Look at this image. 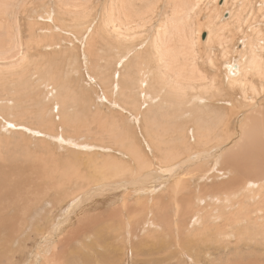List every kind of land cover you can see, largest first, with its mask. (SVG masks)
Here are the masks:
<instances>
[{
  "label": "rangeland",
  "instance_id": "374dc122",
  "mask_svg": "<svg viewBox=\"0 0 264 264\" xmlns=\"http://www.w3.org/2000/svg\"><path fill=\"white\" fill-rule=\"evenodd\" d=\"M134 1H132V4L130 3V6L129 4L125 5V0H123V4L121 0L119 2L118 0H0V9H2L0 10V44L6 50V53L0 54V126L2 131L6 128L10 133V135L7 134V138H3L6 141L0 148L2 155H0V264H52L53 261V263L60 264V261L63 262V260L66 264H85L86 261V258L82 261L77 259L80 256L79 253L86 252L85 249H80L86 243V238L82 235L84 232L80 230L81 224L79 227L77 217L65 212L71 202L61 204L58 199L48 196L49 193H53V190L49 188L48 192L36 183L37 173L34 165L40 167V162L48 159L47 151L49 148H55L57 151L58 148L54 140L58 137L57 133L61 132V128H55L56 135L50 134L49 137L52 139H47L45 136L40 137L31 131L13 130L9 125L18 122L14 119H22L18 117V111H15V108L21 106V103L16 102L15 105H12V103L19 92L24 93L22 88H25L28 83L37 81L36 66L42 76H45L51 68L59 66L61 76L53 75L57 82L59 77L65 79V87L60 88L57 83L54 86L50 82L48 84L50 90L53 88L57 95L61 97L66 95L67 91L73 90L84 96L90 102L92 112L96 114L95 120L98 122L92 123L91 127L93 129L96 128L103 116H105L110 122L118 125L121 131L135 138L144 154L149 160L154 162L153 167L155 166V169H158V166L162 164L160 163L159 155L154 153L151 145L154 134L148 131L151 126L146 121L154 113L147 112L148 107L145 105L141 107L140 114L133 113L130 107L139 98L136 91L137 94H131L129 104L125 105V72L128 61L134 60L135 57L150 58V63H154L155 61L153 60L156 55L162 59L163 57L166 58L167 55L168 59H172L171 55L181 56L184 47H193L195 54L199 53L197 58L190 57L187 60V58L181 57V62L184 63L183 66L176 63L172 69L164 68L163 73L158 75L157 71H159V68L157 67L159 64L155 63V69L153 70L160 78L157 79V75L150 77L151 91L160 85L161 79H167L168 81L172 79L171 82L179 79L183 87L172 85V88H179V91L181 90L184 93L186 99H191L198 88H200L198 89L200 92L204 89L203 83L206 86L211 79H213V82H217L214 75L219 73L217 78L221 76L220 82L225 88L222 87L221 91L219 90L221 93H214L213 100L215 101L214 97L216 98L215 107L208 106L207 108H202V110L206 113L214 109L218 116L221 115V112L223 115L228 116L229 122L231 121L229 126L222 125L217 127L219 131L217 134L221 135V137H225L224 130L232 133L238 131L241 126L244 127L242 125L243 121L245 122L244 116L250 110L258 109L255 111L257 112L256 114L259 117L260 114L264 115V78L256 75L253 68L249 65V68H247L248 58L245 59V70L239 76L238 79L240 81L236 82L237 85L234 83V85L228 86V83L222 78L225 75L221 74L222 60L235 54V51L238 50L237 46H239L244 37L258 46V50L255 48L257 51L255 53L258 58L264 59V48L260 47L263 45V41L257 36L258 34L264 36V0H199L194 9L187 12L189 21L178 18L180 16L179 7L181 0ZM224 4H227L228 8L231 7L230 9H233L234 15L240 12L241 20L243 21L238 29V24L231 19L229 29L224 31L225 41L223 48L226 51V55L222 56V47H220L219 51H216L214 49L217 43L215 42L212 46V43L207 40L209 35L208 24L212 25L215 23L218 26L222 20L228 19V17L225 18L227 12L222 13ZM216 8L223 9L218 14L215 10ZM50 9H53L52 17L55 18L52 25L51 19L47 17V12ZM125 12H127L126 15ZM61 16H65L68 23L77 20L88 21L92 24V27L90 26L91 29L82 34V32H79V28L60 24L61 21H58V18ZM43 17H45V20H43ZM247 18L250 19L248 20ZM255 23L258 24L256 25ZM162 27L163 29L165 28V33L161 29ZM42 28L44 31L46 30L45 32L52 34V36H49L52 41L46 40L47 37L42 36ZM50 42H53V46H49ZM118 42L124 45L120 50L113 48V45ZM37 44H41L42 47L36 46ZM209 47H214L210 49L215 51L211 53L216 60L215 68L213 66L210 68L206 57H203L210 52ZM164 50H168L171 53H164ZM191 51L193 50L189 49L188 55L190 56ZM10 53H15L17 56L13 57ZM216 54L218 55L216 56ZM6 56L8 57L5 59L4 57ZM65 57L68 58L66 59L67 63L70 61L69 68L63 67ZM191 58H194L193 60L196 63ZM203 62L207 64H203ZM163 64H165L164 60ZM194 64L200 65L199 68L201 69L199 71L201 74L205 73V81L202 78L198 79L197 76L190 77L194 81L185 78L189 73L188 70L193 68ZM24 65L27 66L26 69H24ZM201 70H204V72ZM5 71L10 73L9 78L6 77ZM20 75H23L22 82L18 83L17 80H19ZM131 75H136L134 69L131 71ZM178 76L180 78H177ZM241 81L245 86L241 85ZM44 86L46 85L43 84L40 89L43 90ZM17 87H19L18 90H16ZM194 87L196 90H192ZM211 87L213 85L205 87V90H207L206 94H209L212 90L215 91ZM42 96H44V93ZM225 107L227 108L225 109ZM151 111H154V108H151ZM13 113L14 115H12ZM99 114L103 115L101 119L98 117ZM132 114L135 116L133 117ZM170 114L175 113L171 112ZM183 123L184 126L188 127V133L185 144L179 149L180 158L176 162L174 170L186 172L188 169L187 167L182 168L183 164L192 162L190 167H195L194 157L203 148V144L196 137V126L192 122H185V120H183ZM67 129L64 126L62 131ZM59 137L63 139L62 143L65 144L68 138L62 137L61 134ZM218 140V137L215 138L213 143ZM107 143L108 141L104 142V144ZM247 145H249L247 139L242 142L236 141L235 149L245 148ZM97 146L90 144L84 149L71 151L70 154H68L69 151L66 147H61L64 149L59 148L56 154L60 158L59 162L64 160L72 162L75 157H78V160L83 162L85 159L83 152H88L86 155L89 156L90 153L98 151ZM223 146L222 150L224 149ZM8 148L13 149V157L20 156V158H23L21 159L22 161L14 162L12 163L13 165L11 162L4 165L2 157L10 158L8 156ZM91 148L95 149L92 150ZM72 152L78 155H73ZM249 152L250 148L246 153L247 157H249ZM262 154L264 156V150ZM40 157L42 159L36 161ZM115 158L116 161L122 163L121 166L124 168L125 164L134 163L127 149H121L117 152ZM58 164L60 163H55L54 166L57 167ZM233 166L237 170L229 166L226 169L228 171L232 170L231 173L223 175V172H221L219 176L213 177L215 171H211V169L206 171L208 166L203 165L199 170L195 171L193 179L186 181L184 184L186 193L188 195L190 193L196 194L195 189L204 183H209L208 186H210V183L215 181V184L220 186V183L227 182L232 178H234V180L230 181L232 186H242L244 176L240 171L244 170L241 163L235 161ZM132 171H136L135 166H133ZM203 172L204 175H202ZM255 177L260 183L261 180H264V165L255 174ZM214 178L219 180L215 179L213 181ZM155 181L157 182V180ZM40 189L44 192V201L41 198ZM125 190V202L123 200L124 195L115 196L114 199L105 201L106 196L100 194L94 196L92 198L93 201H91V198L85 201L78 208V214L81 217L88 218L106 216L110 213L109 210L115 208H123V212L124 208H139V205L137 206V197L141 190L130 192L129 187ZM165 192L164 186L158 189L159 199H153L154 203L164 201L153 208L150 216L155 217V221L157 219L161 222L163 221L167 231L161 234V229L148 228L143 233L144 238H147V240L136 244L134 247L127 246V248L125 244H120V234H118L117 240L112 235H107L105 240L109 238L107 243H105L106 246L100 247L98 245L96 253H99V258L101 257L104 261L98 260L95 264H111L112 258L117 260V264L122 263L119 256H113L112 254V251L116 248L119 251L121 249L125 250V264H191L187 261L190 255L196 259L197 264H264V181L262 186H256L254 193H249L248 196H246L244 190L241 191L239 189L238 195L234 197L238 203L234 205L228 215H224L225 217L218 214V209L215 206L211 207L209 205L206 208V211H204L205 224L203 222L200 230L201 235H204L207 230L206 222L208 220H216L213 221L215 224L212 226L215 228L216 225L221 227L222 223H227L228 218H231L229 226L232 227V231L235 229L242 230V239L249 242H240V239L233 237L214 245L216 242L214 239L212 240L214 242L213 245L204 244L206 247H211L207 252L189 242L188 238L192 236L188 235L185 227L182 226V224L185 225L187 223L188 217L192 213H186L185 210L177 212L173 204H166L165 202H168L169 198L165 195ZM145 197H148V195ZM184 197L186 198V194H184ZM230 197H232V194ZM241 198L246 203H243ZM53 204L54 209H57V216L55 217L52 216L54 212ZM106 210L107 212H104ZM120 212L122 213V211ZM123 215L128 220L132 216L129 213H123ZM140 217L144 218L143 216ZM176 223L180 225L181 231H179L180 228L173 231L170 230V224L175 227ZM22 227L24 228L20 229ZM249 230L251 231L252 239L247 237ZM49 231L53 233L49 235ZM198 232L197 229L194 230V233ZM143 236H140L141 239H143ZM63 238L66 240L64 241ZM141 239L135 240L134 243ZM236 241L238 242L236 243ZM148 242L152 243V247H143ZM62 252H69V258H64L65 255H62ZM4 253L7 254V257H5ZM55 256H60L58 257L60 260ZM50 258H53V261L52 259L50 261ZM94 260L96 258H93L92 261Z\"/></svg>",
  "mask_w": 264,
  "mask_h": 264
},
{
  "label": "bare ground",
  "instance_id": "6f19581e",
  "mask_svg": "<svg viewBox=\"0 0 264 264\" xmlns=\"http://www.w3.org/2000/svg\"><path fill=\"white\" fill-rule=\"evenodd\" d=\"M132 1L133 0H125L124 3L125 5H130V3L132 4ZM181 1V5L179 7L180 16H178V18L183 19L185 21H189V15L187 14V12L193 10L199 0ZM134 2H136V0ZM121 3L123 4V0H121ZM223 8H216L215 10L218 12V14L221 9H223L222 13L226 11L227 13L225 14V18L228 17V19L222 20L218 26L215 23H213L212 25L208 24L209 35L207 41L209 43H212V46L216 42L217 45H215L214 50L219 51L220 47H222V56H225L226 51L223 48V43L225 41L224 31L229 29L231 25V19L235 20V22L238 24V29L241 27L243 20H241V13L238 12L236 15H234L233 9H230L231 7L228 8L227 4H224ZM53 12V9H50L47 12V17L50 18V22H52L51 25L54 23L55 20V18L52 17ZM126 13L127 12H125V15ZM43 18V20H45V17ZM58 21H61L60 24L62 25L65 24V26L68 27L79 28V32H82V34H85L87 31H89L91 29L90 26L92 27V24L88 21L77 20L75 22L68 23L67 18L65 16L59 17ZM161 29L165 33V28L163 29L162 27ZM41 30L43 31L42 36L47 37L46 40L52 41V39L49 37L52 36V34H50V32H45L46 30L44 31L43 28ZM51 33L53 32L51 31ZM257 36L263 41V45H261L260 47L264 48V36L260 34H258ZM122 38L124 39V37ZM241 41L242 42L239 44V46H237L238 50L235 51V54L230 58L228 57L222 60V73H220L222 75H225L224 77L222 76V78L228 83V86H232L234 85V83L240 81L238 78L243 74V71L245 70L246 58L249 59L247 61V68H249V66L252 67L256 75H259L260 78H264V59L258 58L255 53L257 52L255 48H257L258 50V46L255 45L251 40L248 41L246 37H244V39ZM1 42L3 41L1 40ZM36 46L42 47L41 44H37ZM49 46H53V42H50ZM123 47L124 45L120 42L115 43L113 45L114 49L120 50ZM210 48L212 47H209V49ZM189 49L193 50L191 51V56L188 55ZM212 49H210V52L208 54L206 53L203 57H206L210 68L211 66L215 68L216 60L214 58V55L211 54L215 51H212ZM194 50L195 49L190 46H188L187 48L184 47L183 51L181 52L182 55H171L172 59H168V56L166 54V58L163 57V59L156 55L153 60L155 61L154 63H150V58L144 57H135L136 59L134 58V60L128 61L127 70L125 72V105L127 106V104H129V98L131 97V94L134 95L138 93L137 96H139L140 99L138 98L137 100H135L130 107L133 113L137 115L140 114L141 107L143 105L148 107L147 112L154 113V115L151 118H148L146 121L147 124L151 126L148 131H151L154 134L151 140L153 143H151V145L154 149V153L159 155L160 163L162 164L158 166V169H155V166L153 167L154 162L149 160L148 157L144 154L141 147L137 144L135 138H132L130 135L121 131L118 125H116L114 122H110L105 116L99 114V119H101L102 116L103 119L100 121L98 126L93 129L91 127V124L98 123L95 120L96 114L92 112L90 102L87 101L84 96L79 95L78 93H76V91L73 90L70 92L67 91L66 95L61 97L57 95L56 91H54L53 88L50 90V87L48 85L50 82L54 84V86L57 83L58 87H65V79L56 77L58 79L57 82L54 77V75L61 76L59 66L51 68L45 76H42L40 74L39 68L36 66V75L38 76L37 81L35 83H28L25 88H22V91L24 93L19 92L14 102L12 99V105H15L16 102L21 103V106L15 108V111H18V117L22 118L14 119L18 122L9 124L13 130H25L26 132L31 131L34 134H38L40 137L45 136L47 139H52L51 137H49L50 134L56 135L55 128L60 127L61 132L57 133L58 137L56 138V140H54L55 145L58 148L57 151L61 147H66L69 151L68 154H70V152L74 150L78 151L84 149V147H88V145L90 144H93V146L98 145L96 147L98 151L90 153L89 156L86 155V153L88 152H83V157L85 158L83 162H80L78 160V157H75L72 162L68 160L59 162L60 158L58 157V154H56L57 151L55 150V148H49L47 151L48 159H44L43 161H41L40 167L34 165L37 173L36 183L42 189H46V191L48 192L49 188L53 190V193H49L48 196L50 198L58 199L61 204H64V202H66V204L71 202L69 203L67 211L65 212H69L70 215L77 217V220H79L77 221L79 222V227L81 224V229H79L84 232V234L82 235L86 238L85 246H82V248H80L82 250L85 249L86 252L79 253L80 256L79 258H77L79 261H82L85 258V264H95L98 260L104 261L101 257L99 258V253H96L98 251V245L100 247H103L105 243H107V240L109 238L108 237L105 240V237L107 235H112L113 238L117 240L118 234H120L121 238L119 242L120 244H125L127 248V246L134 247L136 244L143 243L144 240H147V238H144L143 233L148 228H154L155 230L161 229V234L167 231L163 221L161 222L158 219L157 221H155V217L150 216V214L153 212V208L157 206L160 202L164 201L162 200L158 203H154L153 200L159 199V194H157V191L163 186L164 190L166 191L165 195L169 198V201L165 202L166 204H173L177 212H182L183 210H185L186 213H192L188 217L187 223L185 225L182 224V226L185 227L186 233L192 236L191 238H188L190 243H193V245H197V247H199L200 249H204L207 252L208 249H211V247H206L204 244L213 245L214 242L212 240L214 239L216 241L214 245H216L218 242H223L233 237L240 239V242L245 241L241 237L242 230L235 229L234 231H232V227L229 226L231 218H228L227 223H222L223 225H220L221 227L216 225L215 228H213L212 226L215 224L213 221L216 220H208L206 222L207 230L204 235L200 234V230L203 222L205 224L204 211H206V208L209 205L211 207L215 206L218 209V214H220V216L228 215L234 205L238 203V201H235L234 197L238 195L239 189L241 191L244 190L246 196H248L249 193H254L256 186H262L264 180H261L260 183L256 179L255 174L261 169L262 165H264V156L262 154V151L264 150V115L259 113V117L256 114L257 112H255L258 109H253L254 111L250 110V112H248L244 116L245 122L243 121L242 123L244 127L241 126L238 131L232 133L228 130L225 131L224 128L223 130L225 132V137H221V135H218L217 133H219V131L217 127H221L222 125H227L228 127L231 121L229 122L228 116L223 115L222 112L221 115L218 116L214 109H211L209 110L210 112L205 113L203 112L202 108H207L208 106L215 107L214 104L216 98L214 97V101V93H221L219 92V90L221 91V88L224 87L223 85H221L220 82L221 76L219 75L220 77L217 78V74L219 73L214 75L215 80L217 82H213V79H211L210 83L206 86L203 83L204 89L201 88L202 90L200 92L198 91V89L200 88H198V92L195 91L191 99H186L184 93H182L181 90L179 91V88H172V85L183 87L179 79L175 82H171L172 79L171 81H168L167 79H164V81L163 79H161L160 85L154 88L153 91H151L150 77L152 78L155 77L157 74H162L164 68L172 69L176 63H178L177 65L183 66L184 63L181 62V57H184V59L187 58V60H189L190 57L197 58V55L199 53L195 54ZM3 53H6V50L4 49V46L0 44V54ZM164 53L171 52H168V50H164ZM10 55H12L13 57L17 56V54L15 53H10ZM217 55L218 54H216V56ZM8 56L4 58L6 59ZM194 58L191 59L193 60ZM66 59L68 58L65 57L63 60V67L69 68L70 61L69 63H67ZM191 59L190 61H192ZM163 60L165 61V64H163ZM155 63L159 64V66L157 67L159 68L157 74L153 70L155 69ZM203 64L207 63L203 62ZM23 67L24 69L27 68L26 65H24ZM199 67L200 65L194 64V67L188 70L189 73L185 76V78L190 79V77L197 76L198 79L202 78V80L205 81V73L201 74V72L199 71V69L201 68ZM133 69L136 72L135 76L131 75V71ZM202 72H204V70ZM5 73L7 74L6 77L9 78L10 73L6 71ZM158 75L156 76L157 79L160 78ZM22 76L23 75L19 76V80H17L18 83L22 82ZM177 78H180V76H178ZM10 79H12V77H10ZM43 84H45L46 86H44V89L41 90L40 87ZM212 85L213 87H211V89L214 88L215 91L212 90L209 92V94H206L207 90H205V87ZM241 85H244L242 81ZM18 89L19 87L16 88V90ZM194 89L195 87L192 88V90ZM43 93L44 96H42ZM140 100H142V102H140ZM203 102L204 104H202ZM242 105L244 104L242 103ZM151 108H154V111H151ZM220 108L224 109L223 107ZM226 108L227 107H225V109ZM171 112H174L175 114H170ZM229 112L231 111L229 110ZM134 114H132L133 117L135 116ZM12 115H14V113ZM183 120H185V122H192L196 126V137L198 141L203 144V148L200 150V152L196 153L194 157V163H196V166L190 167L192 162L190 164L186 162L183 164L182 168L187 167L188 169V171L186 172L183 170H174L176 162L180 158L179 149L182 145L185 144V140L188 133V127L183 125ZM64 126L68 129L62 131L64 129ZM3 131L1 130L0 126V148L2 147L4 141H6L3 138H7V136L10 135L9 131L6 128H4ZM60 134L62 137L68 138L67 141H65V144L62 143L63 139L59 137ZM217 137L219 140L216 143H213V141ZM245 139L248 140L249 145H247L245 148L235 149L236 141L242 142ZM105 141H108V143L104 144ZM222 146L224 147L223 150ZM249 148V157H247L246 153ZM91 149L93 150L95 148ZM121 149H127L130 153V157L134 160L133 164H125V168L122 167V163L116 161L115 158L117 152H119ZM7 151L9 153L8 156H10V158L2 157L4 160V165L10 164V162L12 164L23 159L20 158V156L13 157V149L8 148ZM72 153L73 155H78L75 152ZM41 159L42 157H40L36 161H40ZM65 161H67V164L65 163ZM235 161L240 162L244 170L240 171V173L244 176V183L242 186H232V183H230V181L234 180V178L227 182H222L220 183V186H218L215 184L214 181L218 178H214V183H210V186H208L209 183H204L200 185L199 188L195 189L196 194L190 193L188 195L186 193V187L184 186V184L186 183V181L193 179L195 171L199 170L203 165L208 166V169L206 171L210 169L211 171H215L213 173V177H217L221 172H223V175L231 173L232 170L228 171V169L226 168L229 166L234 167L233 164ZM55 163L60 164L55 167ZM133 166L136 167V171H132ZM235 170L237 169L235 168ZM202 175H204V172L202 173ZM155 180H157V182ZM128 187L130 192L141 190L139 191V196L137 197V206L139 205V208H124V212L123 208H115L109 210L110 213H108L106 216H93L88 218L81 217L78 214V208L88 199L91 198V201H93L92 198L94 196L101 194L106 196L105 201H110L112 200V198L114 199L115 196L124 195L126 191L125 189H127ZM42 189H40L39 192H41V198L44 201L45 195ZM184 194H186V198L184 197ZM231 194L232 197H230ZM146 195H148V197H145ZM123 200L125 202V195ZM241 200L243 203H246L243 198H241ZM52 207L54 209V204L52 205ZM59 207L62 208L61 205H59ZM56 210L57 209H54V212L52 214L53 217L57 216ZM17 211L20 212L19 209H17ZM120 211H122V213ZM104 212H107V210ZM123 213H129L132 216L128 220L124 217ZM134 215L137 217H135ZM140 216H143L144 218H141ZM23 228L24 227L20 229ZM179 228L180 225L178 223L175 224V227L170 224L171 231ZM195 229H197L199 232L194 233ZM179 231H181V228L179 229ZM52 233V231L48 232L49 235ZM141 235L143 236V239H141ZM247 237L249 239H252L250 230L248 231ZM139 238L141 240L134 243L135 240ZM66 239H64V241ZM210 240L211 242H209ZM237 242L238 241H236V243ZM149 246L152 247V243L148 242L143 245V247ZM248 246L250 247V245ZM121 250L119 251L116 248L112 251V254L113 256H119L122 262L120 264H125V250ZM140 250L142 249L140 248ZM4 255L5 257H7V254L4 253ZM62 255H65L64 258H69L70 253L62 252ZM55 257L58 258L60 256ZM188 257H190L189 260L187 259L188 262H190L191 264H197L195 258H193L191 255ZM93 258H96V260H94L95 262L92 261ZM108 258L111 259L109 256ZM51 259L53 261V258H50V261ZM58 259L60 260V258ZM53 262L52 264H57ZM110 262H112L111 264H117V260L115 258H112ZM60 264L66 263H64L63 260V262L60 261Z\"/></svg>",
  "mask_w": 264,
  "mask_h": 264
}]
</instances>
